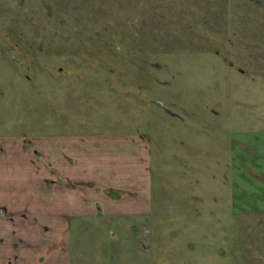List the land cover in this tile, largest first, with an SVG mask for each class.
Returning a JSON list of instances; mask_svg holds the SVG:
<instances>
[{
    "label": "rangeland",
    "instance_id": "374dc122",
    "mask_svg": "<svg viewBox=\"0 0 264 264\" xmlns=\"http://www.w3.org/2000/svg\"><path fill=\"white\" fill-rule=\"evenodd\" d=\"M115 130L148 140L150 210L73 264H264V0H0V205L43 144Z\"/></svg>",
    "mask_w": 264,
    "mask_h": 264
},
{
    "label": "crops",
    "instance_id": "0c3cea01",
    "mask_svg": "<svg viewBox=\"0 0 264 264\" xmlns=\"http://www.w3.org/2000/svg\"><path fill=\"white\" fill-rule=\"evenodd\" d=\"M59 138L51 153L43 150L45 144L41 147L42 163L50 162L54 173L41 174L39 183H44L39 190L30 189V201L25 197L21 203L0 205L1 212H8L0 217V244L12 242L11 257L0 256V264H10L9 258L12 264H73L66 243L74 235L88 234L84 226L102 229L97 232L110 242L118 235L107 236L106 225L121 232L149 213L152 194L144 134L115 130ZM8 143L4 141V147L9 148ZM32 156L31 152L25 156L30 163ZM51 180L53 189L48 186ZM50 208L57 213L50 215ZM40 240L45 242L37 249L34 242Z\"/></svg>",
    "mask_w": 264,
    "mask_h": 264
}]
</instances>
